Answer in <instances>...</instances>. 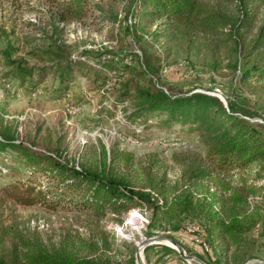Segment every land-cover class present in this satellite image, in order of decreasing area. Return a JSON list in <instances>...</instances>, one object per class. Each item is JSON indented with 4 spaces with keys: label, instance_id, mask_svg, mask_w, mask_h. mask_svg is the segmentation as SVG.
Returning <instances> with one entry per match:
<instances>
[{
    "label": "rangeland",
    "instance_id": "obj_1",
    "mask_svg": "<svg viewBox=\"0 0 264 264\" xmlns=\"http://www.w3.org/2000/svg\"><path fill=\"white\" fill-rule=\"evenodd\" d=\"M59 2L0 0V140L93 173L116 157L119 175L149 192L160 208L153 218L142 206L98 216L21 207L0 195L3 224L43 240L97 227L114 238L115 248L132 241L135 264L142 242L164 237L141 247L143 264H216L209 261L213 252L194 235L202 222L194 216L203 203L220 210L222 202L228 210L229 195L241 194L247 212L256 210L261 219L250 235L256 254L241 264H264V164L251 171H220L206 163L200 134L181 130L179 123L164 134L153 118L129 121L132 103L119 97L117 79L126 66L136 68L142 76L134 83L140 88L153 85L171 99L215 96L230 115L264 131V80L246 72L264 62L243 56L264 24V5L243 25L236 0H200L205 14L159 21L134 19L128 0H91L84 18L61 21ZM203 17L211 19L203 22ZM51 58L85 66L64 68L66 80L58 82L54 71L63 64ZM18 69L32 75L21 81L14 76ZM20 157L22 151L0 150V187L11 173L24 177L30 171ZM201 169L205 177H195ZM169 239L196 260L180 255Z\"/></svg>",
    "mask_w": 264,
    "mask_h": 264
},
{
    "label": "trees",
    "instance_id": "obj_2",
    "mask_svg": "<svg viewBox=\"0 0 264 264\" xmlns=\"http://www.w3.org/2000/svg\"><path fill=\"white\" fill-rule=\"evenodd\" d=\"M59 1L61 11L58 17L61 21L84 18L91 3V0ZM133 1L128 0V6H132V17L138 21L191 18L206 13L200 0ZM236 1L241 14L238 20L243 25L258 7L264 5V0ZM210 19L203 17L202 20L206 22ZM233 31L237 33L235 29ZM243 56L248 60L264 62V24L259 27L257 36L247 46ZM57 62L63 64L54 71L60 76L58 82L66 80L63 77L64 68L72 70L76 65L77 68L85 66L79 60L60 59ZM158 66L156 63L155 68ZM125 69L127 72L123 74H129V78L118 75L117 79L122 88L119 97L121 100L130 99L132 103V110L126 115L129 121L147 122L153 118L158 130L164 134L171 133L176 123L180 124L181 130L200 134L205 140L206 163L220 171L262 168L264 131L259 125L230 115L215 96L195 94L171 99L153 85L140 88L134 80L140 78L141 73L136 68L126 66ZM39 72L43 73L44 69ZM246 72L264 80V66L251 65ZM28 75H32V72L23 69L14 72V76L21 81ZM2 139L0 150L22 151V167L30 170L24 177L11 173L1 185L0 195L5 202L53 212H94L98 216H104L109 211L121 214L142 206L150 210L153 218L160 208L149 192L134 188L125 177L119 175L116 157H113L112 164H105L103 171L93 173L83 166L81 169L68 168L50 154L37 153L12 143L6 137ZM43 162L45 165L41 164ZM194 176L205 177V171L195 170ZM227 202L228 210L224 209L222 202L220 210L203 203L204 206L194 216L200 222L202 220L194 235L213 252L209 261L214 260L219 264L224 260V264H241L256 254L250 235L261 219L256 210L247 212L248 202L243 195L231 194ZM1 216L0 213V264H135L132 241L123 240L119 243L121 248H115L114 238L97 227H90L83 233L66 230L43 240L38 235H27L4 225Z\"/></svg>",
    "mask_w": 264,
    "mask_h": 264
},
{
    "label": "water",
    "instance_id": "obj_3",
    "mask_svg": "<svg viewBox=\"0 0 264 264\" xmlns=\"http://www.w3.org/2000/svg\"><path fill=\"white\" fill-rule=\"evenodd\" d=\"M163 240H165L164 237H158V238H152V239H150V240H148V241H144V242H142L141 245H140V248H138L137 251H136V261H137V264H143L142 259H141V247H143V246H145V245H147V244H149V243L160 242V241H163ZM169 242L171 243L172 246H174V247L177 249L178 253H179L180 255H182L184 258H186V259H188V260H196L195 258H192V257L186 256V255L184 254V252H183L181 246L178 245L174 240L169 239ZM197 261H198V260H197ZM199 262H200V261H199ZM200 263H201V264H204V263H202V262H200Z\"/></svg>",
    "mask_w": 264,
    "mask_h": 264
}]
</instances>
